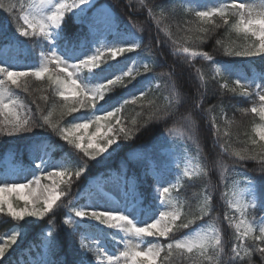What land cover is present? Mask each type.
I'll return each instance as SVG.
<instances>
[{"label": "trees", "instance_id": "1", "mask_svg": "<svg viewBox=\"0 0 264 264\" xmlns=\"http://www.w3.org/2000/svg\"><path fill=\"white\" fill-rule=\"evenodd\" d=\"M2 2L5 7L0 8V27H6L9 34L16 35L21 24L13 17L20 15V9L17 7L11 12L6 9L10 4L18 5V0ZM101 2L111 5L120 24L133 28L141 37V43L135 51L121 55L135 53L136 61L132 71L139 70L140 74L131 81L124 77L123 82L113 87L111 92H106L104 99L96 105L115 103V111L126 101L135 100V104L124 105L118 116L111 121L116 124L118 119V127L129 130V137H117V143L110 146L109 152L100 154L96 159L85 157L75 144H70L53 131L52 125L69 128L75 124L76 118L87 116L94 120L98 114L91 107L80 108L76 112L68 111L75 97L65 100L55 91L57 85L49 79L50 75L55 77V68L50 69L42 78L29 74L17 77L16 84L7 80V90L15 104L12 112L0 110V129L7 130L15 122L23 120L41 126L11 136L0 132V158L8 150L23 147L34 140L47 139L51 162L66 174L58 182L62 193L59 201L43 218L25 216L20 220L10 214L9 204L20 211L26 201L16 196L8 202L3 201V211H0V246L7 244L8 247L0 264H85L98 255L102 256L100 248L82 237V225L75 216L77 190L87 177L100 172H104L106 176V169L110 167L126 170L139 186L149 185L148 176L156 179L160 164L165 163L162 170L169 163L166 156L160 155L163 146L160 139L173 131L186 133L194 143L201 172L196 177L187 176L181 170L184 160L182 161V156L179 158V171L173 175L178 185L169 189L165 205L175 207L180 217L173 222V231L165 239L160 237L161 245L166 246L182 237L187 228L177 227L181 223L191 220L189 226H194L207 217L219 228H224L222 245L225 254L222 259L226 261L230 257L231 264H246L244 251L240 257L232 252L238 244L241 245L237 238L239 235L232 227L227 230L223 223L229 211L225 204V177L228 170L232 169L248 173L255 185L260 212L264 211V174H259V159L240 160L235 154L242 147L255 151L259 145H264V141L256 135V130L264 127V118L258 111H252L253 107L257 108L260 104L253 92L239 87L236 81L240 80L234 73L224 70L221 75H216L213 64L224 63L236 68L240 66V62L245 61L243 69L248 75L263 70L264 51H259V40L248 32L232 27L237 17L226 16L227 24L219 15L202 19L196 15L192 5L183 4L181 0ZM78 18L67 13L64 34L66 39L81 45L82 41L88 39L89 32L85 26L77 23ZM39 39L42 38L39 36ZM185 47L189 49V53H207L211 60L201 55L192 57L184 52ZM248 48L258 51V54H226ZM117 60L110 53L104 54L101 65L108 68L116 65ZM145 64L149 65L150 71L144 72ZM142 82L145 86H141ZM223 82L227 85L222 86ZM133 91L139 92L130 95ZM225 133L229 135L225 136ZM252 137H255V143ZM139 147L144 150L138 163L143 162L144 169L146 164L150 165L144 172L142 182L132 165L136 163H131L129 155ZM82 168L80 176L76 177L75 173ZM148 171L150 174L146 175ZM205 196L210 197L207 205ZM203 208H206L207 215H202ZM65 220H71V226L65 224ZM258 221L259 218L254 223L255 234L252 237L259 235ZM12 234H17L15 244L7 239ZM245 245H254V250L249 248L253 264H264V257L259 252L260 248H264V243L259 239L253 241L249 238ZM166 255L165 249L160 253L158 264H173V261L175 264H188V253L184 250L171 258H166Z\"/></svg>", "mask_w": 264, "mask_h": 264}, {"label": "snow or ice", "instance_id": "2", "mask_svg": "<svg viewBox=\"0 0 264 264\" xmlns=\"http://www.w3.org/2000/svg\"><path fill=\"white\" fill-rule=\"evenodd\" d=\"M91 0H73V3L67 4V3H55L50 11L47 13L44 12L45 8H48L49 6V0H39V3H29L25 5L24 3L17 4H10L6 11L11 12L13 9H16L19 7L20 12L22 13L19 16L13 17L19 24V21H23V24L19 25L18 31L22 36H28L30 33L25 29V25H27L29 28H31L33 31L31 34H35L36 29H39L40 34L43 35L45 40H49L50 36L52 35L50 29L59 28L64 21V16L66 11H72L73 9H79L82 7H86L88 4H90ZM5 5L3 2H0V8H4ZM25 7L28 8V11L25 12ZM73 12V11H72ZM232 13H236L239 17V22L234 23L232 25L233 28L237 30H243L245 27L248 26L249 22H254L257 20L264 21V8L260 9L259 11L256 10L255 7L251 5H245L241 3H232L229 5H224L220 8H216L212 13L208 11H197L196 15L201 18H206L209 15H219L221 19L224 20V23L227 24L228 21L225 19L226 16L232 15ZM201 31H203L201 29ZM252 36H255L251 32ZM256 37V36H255ZM220 43V41H218ZM136 47L127 46V47H115V48H109V49H98L95 53V55H92L90 57H87L76 64H67L59 56L55 54V52L48 53L44 55L43 62L41 66L36 69L32 75L36 76L37 78L41 77L45 73L50 72V65H55L56 69L58 70L55 77L49 76V79L53 81L55 85H57L55 91L59 93L61 97H63L65 100H68L69 97H66L64 95V90L67 88V85L65 83V77L61 74L62 70L67 69L70 72H73V79H77V74L80 72L81 67H100V57L103 54L105 50L109 51L111 53L112 58H116L118 54H123L125 52H132ZM185 53H189V49L185 47L184 49ZM259 51H264V44L260 43ZM228 55H232V52H226ZM258 51H254L251 49V51L245 50L243 52V56H254L257 55ZM190 56L196 57L198 55L204 56L206 59L211 60V56H209L207 53H199L196 51H192L189 53ZM144 72L150 71L149 65L145 64L143 65ZM139 70H136L135 72L129 71L121 76L115 77L114 79H111L109 81H106V83L100 85L99 87H96L94 89H86L84 88V91L87 92L90 95H99L101 93H105L107 89L113 88L117 86L118 84H121L123 82L124 77H128L129 81L136 79V76H138ZM29 75L27 72L24 71H12L8 70L6 68L0 67V77H7L8 80H11L12 84L17 83V77L21 76H27ZM163 75V74H162ZM111 81V83H109ZM236 83L241 87L245 88L248 87L245 84H242L238 81ZM5 84V79L0 78V86H3ZM111 86V87H109ZM62 89V90H61ZM26 90V89H25ZM235 91V89H233ZM255 95L259 97V100L261 97H264V91L257 92ZM261 101V100H260ZM135 100L132 101H126L120 108L116 109L114 112L115 114L111 117L106 115H102L100 117H103L105 119L111 120L114 117H117L118 114L121 112L124 105H127L129 103L135 104ZM264 102V101H261ZM13 104H15V101H12ZM76 99H73L72 105L76 104ZM82 104V101L80 102ZM255 103V102H254ZM9 105L5 103V92L2 87H0V110L8 108ZM39 107V106H38ZM83 108V107H81ZM72 107L68 108V111L71 112ZM253 109H257L256 107H253ZM256 112V111H253ZM93 122L96 124L102 123V121H97L96 118L89 122L84 123H76L81 125H87L84 128H75L73 125L69 128H57L55 125H52L53 131L57 132L62 136L63 139L68 140L70 144H75V147L80 149L85 157H90L91 159H96L97 156L100 154L106 152L108 148L117 143V137L122 136L124 139H127L129 137V130H126L124 127H118L120 121L117 119L116 124H110L108 125V132L104 133L102 128H97L93 126ZM45 123H47V117H45ZM135 123V121L133 122ZM40 127L39 124H29L28 120L23 121H17L15 122L11 128L0 129V132H5L6 135H14L21 131H31L32 127ZM94 127L95 131L88 134L87 136V144H83L82 141L84 140V133L86 132L89 127ZM70 137H73L74 139H69ZM237 156H239V153H235ZM255 155V153L253 154ZM39 167V166H38ZM81 171H83V168L80 171H77L75 173L76 177H79L81 174ZM65 172H57L55 173L56 176H64ZM34 183L37 185V187H43V191L47 193V195H44L41 197H35L32 201V207H29V202H25V206L20 211H14L12 208V205L9 204V212L13 217H16L20 220L24 219L25 216L28 217H39L43 218L48 212L52 211L53 204H55L56 200L59 196H57L54 200L52 199L50 193L52 191H56L57 185H54L51 188H48L47 186H41L39 179L35 180ZM14 185H20V184H14ZM19 189H29L28 187H11L4 186L0 188V192H8V191H18ZM30 193H32L34 190L29 189ZM163 191L167 193L169 191L168 188H164ZM62 194V193H61ZM227 195V194H225ZM210 199L209 196L204 197L205 205H207L208 200ZM3 201L0 200V211H3ZM243 211V209H241ZM101 213H107V212H87V211H78L75 213L76 216L79 217H89L98 220L102 224H106L108 227H119L122 228L124 231H126L130 235H134L135 237H167L169 233L173 231L172 227V221H174L179 213L176 214L170 213V212H163V215L159 216V221L161 226L166 227V231H153L152 229L148 228V225L153 224L154 222L150 224H146L142 227H137L134 225L130 220H128L123 215H113L112 213H108L112 216H122L126 218V221H122L121 224H114L112 223L108 218L101 215ZM202 215H207L206 208L201 209ZM227 218V217H226ZM158 220V219H157ZM156 220V221H157ZM262 221V220H261ZM261 227L259 230L264 229V223H261ZM130 222V223H129ZM65 224H68L71 226V223L68 220L64 221ZM192 223L191 220H189L187 223H181L177 227L179 228H188L189 225ZM243 223V221H241ZM238 226V225H237ZM138 229H142V231H138ZM239 231V229L237 228ZM51 235V234H50ZM207 235L202 233H197L195 237L185 238L184 240H174L173 242H169L166 246H161L159 243H157L156 246L149 247L146 251L145 250H131V251H124L121 253L125 259H131L132 264H139L138 258L141 256H144L146 258H149L148 264H152L153 261L156 260L158 256H160V253L167 250L166 258L173 257L177 252L186 250L187 252L191 253L194 248H200L201 255L203 254V248L201 247V243L203 241L207 240ZM240 238L239 236L237 237ZM11 241L12 244H15L17 240V234H12L7 238ZM8 247L7 244H4L3 246H0V258H3L5 256L6 248ZM83 247V245H82ZM137 247V246H136ZM241 245H237L235 248L232 249V252L235 254L236 257H240V249ZM264 251V248H260L259 252L261 253ZM119 257L112 259L108 258V264H119ZM173 264H175V261H173Z\"/></svg>", "mask_w": 264, "mask_h": 264}, {"label": "rangeland", "instance_id": "3", "mask_svg": "<svg viewBox=\"0 0 264 264\" xmlns=\"http://www.w3.org/2000/svg\"><path fill=\"white\" fill-rule=\"evenodd\" d=\"M236 1V0H234ZM238 2L245 4V5H251L256 8L257 11L264 8V0H237ZM33 2L39 3V0H34ZM55 3H67L71 4L73 3V0H49V6L48 8L44 9V12L47 13L50 11L51 7ZM97 0H91L90 4H88L86 7H82L79 9H73V14L77 15L78 17L86 16L88 15V23L93 29V34L96 33L99 34V37L106 38L107 35L110 33L113 36V39L110 40L112 42H107L105 45H102L101 49H109L113 48V45L116 47H127L132 46L135 47L138 44V39L135 36V34L130 33H122L119 31L113 30V27L116 25V15L112 11V9L108 6H99L96 5ZM212 4L206 5L204 4L201 8L204 11H208ZM28 9L25 11L27 12ZM23 23V21H22ZM63 23V22H62ZM62 24L59 28L50 29L52 35L49 38V41L55 43L58 39L61 38V28ZM26 30H32L27 25H25ZM113 31V33H112ZM115 48V47H114ZM21 52V49L17 47V45L14 46H7L4 55L6 58H8L9 63L12 65V68L10 70L14 71L18 68L19 61L17 60L19 54ZM55 52L57 56L61 58L65 63L71 65L78 63V60L75 56H65V52L62 51L58 45L54 44L47 50H42L40 52L41 57V64L44 59V55L48 53ZM24 53V52H23ZM101 61V60H100ZM132 60H129L125 64V69H129V65ZM9 70V69H8ZM85 73H88L90 75V83H89V90L94 89L98 86L99 83L106 81H109L113 79L117 75V70L114 72H111L110 74L103 75L104 71H101L99 67H81L80 72L77 74L78 82L84 86L85 82ZM258 90L257 92L264 91V76H261L258 80ZM62 90V89H61ZM6 98V96H5ZM8 112L13 111V107L7 108ZM111 112V110L107 109L106 112H103L104 115ZM90 119H81L77 123H84L89 122ZM261 128V127H260ZM94 127L90 126L89 129L86 130L84 133V140L82 141L83 144H87V136L88 134L94 132ZM103 131V130H102ZM186 138L184 135L181 134H171L166 137L164 140V147L165 150L169 151V153L173 156V161L170 164L172 167L178 166V159L182 156L184 158V163L182 167H184V172L190 176H196L200 173L198 161H197V151L192 149L191 143L188 141H180L182 139ZM110 148V147H109ZM109 148L106 152H109ZM32 160L35 164L40 165L45 159L46 154L43 151H36L33 152V155L31 156ZM22 167L15 166L12 164H8L7 170L0 175V188L4 186H8L9 188L12 187L14 184H28L29 189L34 190L32 193H30L29 189H19L18 191H8V192H0V200L2 201H9L12 199V197L16 196L18 198H22L25 201H28L29 204L32 207L31 201L35 197H43L44 195H47L46 192L43 191V187H37V185L34 183L35 180L39 179L41 186H47L48 188L53 187L54 185H57V192H59L58 188V182L63 179V176H56L55 173L58 171L54 169H49L44 165L41 170L38 173H34L31 170L24 171ZM229 183H228V190H229V204L232 207V209L236 212V215L234 218H232V222L234 223L235 227L237 228V225H240L239 227V234L243 239L248 240V237L242 236V233L244 232V226H249V221L251 220L250 217H248V213L250 210V205L252 204V191L254 188L253 182H251L246 174H240L237 172H231L229 175ZM122 186H124V183L121 179H116V181H104L103 183L97 184L93 186V190L87 192V203L81 208V211H87V212H107L112 213L113 215H121L123 213V216H125L128 220H130L134 225H140L145 226L146 223L150 224L152 222H155L157 219H159V216L163 212H170L173 214H176L177 212L173 209H161L160 211H152L147 214H144V211L141 208L142 200L139 199L138 195L131 196L132 200H130V197L128 194H124L122 190ZM164 186L162 184H157L154 188V193H156V197L158 198V201H161V194L163 191ZM89 194V195H88ZM251 197V198H250ZM60 195L56 202L59 200ZM55 202V204H56ZM53 204V206L55 205ZM13 210L15 211L14 207L12 206ZM243 209V211H241ZM84 221L89 223L90 225L97 226V230H101L102 234L106 231L115 230V232L118 229L122 228L119 227H108L106 224L100 223L98 220L89 218V217H83ZM178 217L175 219L177 220ZM140 221V224H139ZM243 221V224L241 223ZM114 224H121L122 221H113ZM264 223V220L263 222ZM250 227V226H249ZM97 230H92V236H99L100 233L97 232ZM126 232V231H125ZM197 233H202L207 236L212 235H219V231L213 226L212 224H203L189 232L186 233L185 237L182 238L184 240L185 238L195 237ZM252 234V232H251ZM220 237V235H219ZM247 242V241H246ZM157 243L160 244V241L157 237H144L142 239H137L134 235H130L127 233L126 241L123 242V240L120 238L119 241H117V246L119 249H123L124 251H131V250H147L149 247L156 246ZM137 246V247H136ZM244 251V249L241 247L240 254ZM211 250H209L210 254ZM191 254V264H199L200 261H204V264L210 263L209 261L204 260V255H201V250L194 248ZM142 259L141 261H146V264H148L149 258H146L144 256L139 257ZM158 258H156L155 261L152 262V264H158ZM140 262V261H139ZM119 264H132V260L129 259H123L119 262ZM141 264V263H139Z\"/></svg>", "mask_w": 264, "mask_h": 264}, {"label": "clouds", "instance_id": "4", "mask_svg": "<svg viewBox=\"0 0 264 264\" xmlns=\"http://www.w3.org/2000/svg\"><path fill=\"white\" fill-rule=\"evenodd\" d=\"M2 2V0H0ZM233 17H237L238 19L234 20L233 23L239 22V17L236 13H232ZM244 33L252 32L256 38L260 41L261 44H264V21H254L249 22L248 26L245 27L242 30ZM248 51H251L250 48L246 49ZM245 51V50H244ZM241 50H236L232 55L235 56H243V52ZM61 74L65 77V83L67 85V88L64 90V95L66 97H75L77 103L72 105L71 112L78 111L81 107L83 108H95V106L104 99L106 92H111L112 88H109L106 90L105 93H101L98 96L97 95H90L87 92L84 91V88L81 86V84L78 82V79H73V72L68 71L67 69L62 70ZM111 83V81L109 82ZM240 87V86H239ZM261 101H264V97L260 98ZM82 101V104L80 103ZM252 111H257V109H253ZM259 114L262 118H264V104L261 105L259 108ZM115 114V112H109L107 116L111 117ZM97 121H102L100 124H96L93 122V126L97 128H102L104 133L108 132V125L111 124V120L105 119L103 117L97 116ZM87 125H81V124H75L73 127L75 128H84ZM229 135V133H225V136ZM256 135L259 136V139L261 141H264V127H261L256 130ZM253 143H255V137H252ZM236 153H239V159L240 160H257L259 159V174H264V145H259L255 151L250 150L246 147L240 148V150ZM255 153V155H253ZM12 187H28V184H20V185H12ZM61 193H58L56 191H52L50 193L52 199L54 200L57 196H59ZM104 217L108 218L112 223L113 221H126L125 217H118V216H112L108 213H101ZM163 213L161 214V216ZM130 223V222H129ZM243 224V223H242ZM240 225L237 226L239 229ZM149 229H152L153 231H166L165 226L160 225L159 219L155 221L153 224L148 225ZM138 231H142V229H138ZM252 228L245 225L244 226V232L242 233V236L250 237L253 241L256 239H259L261 243H264V229L259 230V235L256 237L251 236ZM201 247L203 248V254L204 260L209 261L210 264H231V258L229 257L228 260H223L222 257L225 254L224 253V246L222 245L221 239L219 235H212L208 236L206 241H203L201 243ZM249 248H252L254 250V245H245L244 246V255L247 258L246 264H253V261L251 260V252L249 251ZM200 250V248H197ZM209 250H211L210 254L205 255L206 253H209ZM2 251V249H0ZM261 257H264V251L260 253ZM199 264H204V261H200Z\"/></svg>", "mask_w": 264, "mask_h": 264}]
</instances>
